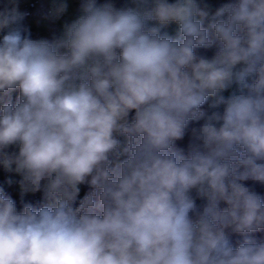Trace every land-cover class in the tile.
Wrapping results in <instances>:
<instances>
[{
    "label": "clouds",
    "instance_id": "9594fccd",
    "mask_svg": "<svg viewBox=\"0 0 264 264\" xmlns=\"http://www.w3.org/2000/svg\"><path fill=\"white\" fill-rule=\"evenodd\" d=\"M133 2L53 40L0 10V164L47 201L0 189V264H264V0Z\"/></svg>",
    "mask_w": 264,
    "mask_h": 264
},
{
    "label": "built area",
    "instance_id": "2783aa9c",
    "mask_svg": "<svg viewBox=\"0 0 264 264\" xmlns=\"http://www.w3.org/2000/svg\"><path fill=\"white\" fill-rule=\"evenodd\" d=\"M214 1V11L222 4L229 2V0ZM14 2L18 6L19 11L26 13L22 21V25L27 29L28 33L31 34V38L53 40L62 36L55 19L64 16L66 12L59 17L52 15L53 8L58 4L56 0H14ZM6 5L11 6L10 0H0V10H2ZM3 34L4 33H0V38H2ZM213 50L215 51V49ZM18 94L19 91L16 90L8 96H11L14 100H16ZM6 97L7 96L0 97V104L5 102ZM16 146L18 147V145ZM6 185H11V181L7 177L0 181V189H3ZM22 199L24 201V205L31 204L34 207H40L47 203L42 191L24 193L22 195Z\"/></svg>",
    "mask_w": 264,
    "mask_h": 264
},
{
    "label": "trees",
    "instance_id": "16d2710c",
    "mask_svg": "<svg viewBox=\"0 0 264 264\" xmlns=\"http://www.w3.org/2000/svg\"><path fill=\"white\" fill-rule=\"evenodd\" d=\"M205 27H207V25H205ZM198 54H202V55H207V56H211L214 53L213 49H197L196 50ZM8 100H11L13 103L15 102V100L11 97V96H7L5 102H7ZM204 110L209 111V106L208 103H206L203 106ZM199 123L201 122H190L188 130L186 131V135L184 137L183 140L181 141H177V147L181 148L185 151V153L187 152V144L189 141V137L191 134V129L194 127H198ZM19 148L16 145L10 146L8 149H6V151L8 153H13V152H18ZM5 177L9 178L11 181V185H6L3 188L4 194L13 199L14 202L16 203L17 206V210H22L23 206H24V201L22 199V195L24 193H28L22 190V188H18V185L21 186V180H22V176L20 174L17 173V181L13 179V175H12V171H7L4 169L3 165L0 164V181L2 179H4ZM18 182V183H17ZM249 184H251V182H248ZM81 191L78 197L79 198H83V196L89 191V187L88 185H81L80 186ZM255 190L262 196L264 197V186L261 185H256L255 186ZM257 238H264V232H259V233H255L254 234ZM243 237L242 236H234L233 237V241L234 243L242 241Z\"/></svg>",
    "mask_w": 264,
    "mask_h": 264
},
{
    "label": "crops",
    "instance_id": "0c3cea01",
    "mask_svg": "<svg viewBox=\"0 0 264 264\" xmlns=\"http://www.w3.org/2000/svg\"><path fill=\"white\" fill-rule=\"evenodd\" d=\"M57 3H60L61 0H56ZM64 3L68 5L66 14L59 18L55 19L56 24L59 27L60 33L63 35L65 26L72 23L80 15V4L81 0H63ZM98 2L103 3L104 0H98ZM116 7H125V6H135L133 0H112ZM202 6L206 5L210 12H214L215 1L214 0H200ZM208 20L205 21V25L208 24ZM204 25V26H205ZM169 35L175 37L178 33V25L175 23L170 24L167 28L164 29ZM231 90L224 93L225 96L230 94ZM211 99L209 100V103ZM211 111V109H209ZM197 203H203V201L197 200Z\"/></svg>",
    "mask_w": 264,
    "mask_h": 264
},
{
    "label": "rangeland",
    "instance_id": "374dc122",
    "mask_svg": "<svg viewBox=\"0 0 264 264\" xmlns=\"http://www.w3.org/2000/svg\"><path fill=\"white\" fill-rule=\"evenodd\" d=\"M12 175H13V179L17 181V173L15 171H12ZM18 188L20 189L21 186L18 185Z\"/></svg>",
    "mask_w": 264,
    "mask_h": 264
}]
</instances>
